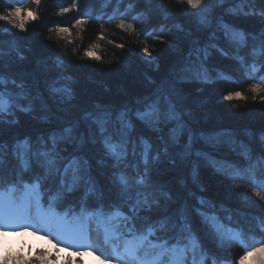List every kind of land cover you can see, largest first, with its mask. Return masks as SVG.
I'll use <instances>...</instances> for the list:
<instances>
[{"label":"trees","instance_id":"obj_1","mask_svg":"<svg viewBox=\"0 0 264 264\" xmlns=\"http://www.w3.org/2000/svg\"><path fill=\"white\" fill-rule=\"evenodd\" d=\"M21 2L0 0V13L20 6ZM77 4L79 11L74 9L61 14L60 7H70L71 0H41L36 8L38 19L29 21L26 31L0 21V52L3 53L0 56V72L9 81L16 82L7 84L9 95L5 100H15L12 93L20 92L17 85L23 84L25 90L33 96L37 92L41 93L49 109L42 111L39 102L31 104L32 110L29 112L10 106L9 110L14 113L12 115L15 119H0V145L9 148L5 163L0 165V189L11 190L17 200L22 195L21 191L16 190L15 182L17 170L22 171V167L12 153L13 145L18 142L23 144L28 139L34 143L38 136L47 137L53 130L70 126L85 112L95 111L97 106L117 112L125 105L138 106L136 101L153 97L158 92L167 93L176 105L183 127L178 128L176 120L160 125L163 135L170 140L174 136L175 143L169 147L168 155L161 152L151 173L152 179L164 185L173 200L183 201L190 193H195L196 196L215 202L217 219L209 220L208 230L200 229L201 240L207 250L219 258H226L225 264H239V257L245 251L259 247L264 242V200L253 191L254 178L264 175V162L257 159L259 155H264V145L260 140L261 134H264V103L259 98L253 101L249 91L250 84L264 78V49L260 48L259 39H252L253 35L259 37L264 30V19L259 15L241 14V8L244 11L251 8L264 9V0L248 3L226 0L223 5H215L210 10L213 17H222L225 23L242 31L245 40L236 43L226 38L223 32L217 33L215 42L228 56H221L215 49H210L212 54L207 66L221 70L223 75L217 77V73L212 71L211 76L216 82L209 84L194 78L199 63L195 55L189 59L188 54L197 43L202 48L209 42L210 30L200 23L203 16L189 12L186 0H77ZM229 9H234L235 14ZM165 13L167 19L164 18ZM80 16L85 18V23L74 27L75 18ZM121 18L125 19L126 24H132L136 31L120 29L118 25ZM57 26L70 28L71 35L58 33ZM161 26L164 30L163 42L154 39L151 33L153 28L159 31ZM142 28L149 30L147 40L140 35ZM101 35L103 39H100ZM144 43H147L152 55L156 57L155 65L141 58L139 50ZM120 44L124 45L123 49L117 46ZM94 46L97 54L102 57L100 61L84 56V51ZM253 49L257 50L256 55ZM57 57L64 61L60 69L53 67ZM237 57L243 59V67ZM185 67L187 71L183 75L188 79H176V71ZM56 71L70 77L65 82L70 88V94H57L53 99L49 96L48 82ZM229 91H241L248 99L226 101L223 96ZM18 103L21 107L30 106L28 100H19ZM45 116L48 121L42 119ZM133 122L138 131L152 137L153 143L160 146V141L155 139L158 133L151 132L138 120ZM173 129H177L175 134H172ZM80 130L86 131L82 120ZM190 135L191 155H185ZM209 137L214 139L211 144H206L205 138ZM59 147H66V151L61 152L63 156L73 152L70 145ZM20 150L17 148V151ZM198 151L209 153V159L197 157ZM245 151L250 153V157L244 155ZM76 155L89 158L98 185L106 187L112 161L104 157L101 147L86 145ZM100 160L104 163H98ZM193 167L198 171L195 180ZM134 171L128 169L130 174ZM22 174L23 183L32 180L30 173L23 171ZM67 179L71 180V173ZM58 181V176L49 181L48 188L52 190V195L56 193ZM201 186L203 192L200 191ZM257 190L264 196V185ZM83 195V188L66 193L55 201L54 210L63 215L65 209L73 206L79 212V199ZM110 202L111 198L106 196V207L103 209L106 215L116 211L114 208L109 210L107 205ZM87 203L88 211L83 215L89 217V213L95 214L99 206L96 198L91 195ZM188 203L191 205L198 201L189 199ZM221 205L223 208H220ZM176 206L170 204L168 212L171 213ZM119 211L122 215L116 217L114 223L132 214L127 204L120 207ZM139 215L149 216L151 220L163 219L162 211H141ZM80 221L86 223L87 219ZM137 228L143 229L137 235L148 234V225L143 221L137 224ZM218 234L228 238L227 243L221 245L217 239ZM233 234L237 238L231 239ZM167 237V225L164 229L157 225L149 236L156 243ZM188 243V240H184L177 245L175 241H170L168 247H180ZM36 257L38 255L26 258L33 260Z\"/></svg>","mask_w":264,"mask_h":264},{"label":"snow or ice","instance_id":"obj_2","mask_svg":"<svg viewBox=\"0 0 264 264\" xmlns=\"http://www.w3.org/2000/svg\"><path fill=\"white\" fill-rule=\"evenodd\" d=\"M38 6L41 0H33ZM151 2V0H149ZM184 2V0H181ZM243 3L254 2V0H242ZM217 5H223L225 0H216ZM186 4L192 9H200L207 6L206 0H186ZM76 9L79 11L77 0H71L70 7H60V13H69ZM230 12L235 14L234 9H229ZM241 14L245 16L259 15L264 19V9L251 8L244 11L241 8ZM167 19V14H164ZM38 19V14L32 9H22L20 6L6 9L5 12L0 13V21L6 22L8 25L26 31V24L29 21ZM85 23V18L80 16L75 18L74 27L82 26ZM200 23L210 30L209 42L202 48L197 45L189 51V59L195 55L199 63V70L195 73V79L204 84L216 82L211 72L215 71L217 77L223 75L219 69H210L207 66L208 58L211 56L210 49H215L221 56L227 57L228 53L220 48L215 42L218 32H223L226 38L236 43H242L245 40V34L236 29L234 26L225 23L222 17H213L211 13L201 17ZM118 27L125 31H133L136 29L130 23H125V19L121 18ZM58 33H67L71 35V30L68 27L57 26ZM163 27L151 30L154 39L163 42ZM140 35L144 36L145 40L148 39L149 30L140 29ZM103 35L100 39H103ZM253 40L259 39L260 48L264 49V30L259 34V37L253 35ZM71 42V41H70ZM124 48L123 44L117 45ZM129 51H132L129 49ZM141 58L148 63L156 60L152 55L147 43L139 50ZM75 52V49H73ZM202 54V55H201ZM253 54H257V50L253 49ZM3 53L0 52V56ZM84 56L96 61H100L102 57L97 54L96 47L86 49ZM23 58V57H21ZM241 61L243 67V59L237 57ZM64 61L57 57L53 67L56 69L62 68ZM158 66V65H157ZM256 70L255 68L253 69ZM187 71V67L181 68L176 71L175 77L180 81L187 80L188 77L183 75ZM254 78V77H253ZM70 77L64 75L61 71H56L48 82V91L50 98H55L57 94L68 93L70 88L66 81ZM11 82L15 84V80L9 81L7 77L0 72V119H3V114L7 112L9 115L12 113L9 108L14 106L19 108L20 111L29 112L32 110L31 104L39 102L42 111H49L43 95L37 92L32 95L30 91H26L23 84L17 85L21 89L18 93H12L15 100H5L9 95L7 84ZM249 91L252 93L251 99L256 101L258 98L261 103H264V78L258 82L249 85ZM223 99L226 101L233 100H247L248 97L241 91H229ZM19 100H28L29 107H21L18 103ZM138 106L125 105L117 112H113L106 108L97 106L95 111L85 112L82 117L71 123L70 126L58 128L49 132L47 137L40 135L34 143L28 139L19 142L12 147L13 155L19 160L20 169L17 170V189L22 192L18 200L12 199L7 193H0V238L6 237L10 234H15L23 237L25 233H30L37 236L41 240H46L51 244L53 249L59 251L58 245L64 243L66 245L80 244L87 242L89 237V230L85 224H81L79 228L70 227L73 221L80 219H87L83 214L88 211V198L89 195L94 196L97 200L99 210L96 211L95 216L98 222L104 227V240L105 243L118 242L123 240L124 252L118 253L119 259L116 264H155V261L147 259L149 255H154L156 260L160 257L176 256L175 264H184V254L186 248H177L175 246L168 247L170 241H175L178 245L184 240H188L193 248L199 242L202 256L211 261V264H225L226 258H219L215 253L207 250L201 240V231L208 230L209 220H216L215 210L217 205L215 202L208 200L203 196H196L195 193H190L183 201L173 200L167 191L164 189L159 181L153 180L151 173L155 168L156 162L159 161L161 152L168 155L169 147L175 143V138L170 140L165 137L160 127L161 124L167 123L170 120H176L178 128H182L180 123V116L177 114L176 105L169 99L167 93H156L153 97L136 101ZM42 119L48 121L45 116ZM81 120L86 125V131L80 130ZM134 120L142 122L148 130L153 133H158L155 137L160 141V146L153 143L150 136H146L143 132L137 130ZM177 129L172 130L175 134ZM170 134V136L172 135ZM214 138H205L206 144H211ZM262 145H264V134L260 137ZM60 145L72 146L73 152L69 156L61 155L65 148H60ZM86 145H99L104 153V157L112 161L111 174L109 176V183L105 186H99L97 180L93 176V170L89 158L84 155H76L77 152H82ZM192 136H189L188 144L185 146L184 154L191 155ZM17 148L22 150L17 151ZM9 148L7 145H0V165L5 163L8 156ZM197 157L209 159L210 154L207 152H197ZM244 155L250 157V153L245 151ZM131 157V160H129ZM258 160L264 162V155H259ZM173 163L175 161H172ZM98 163L103 164L104 161L100 160ZM63 165V168H61ZM134 169V173H129L128 169ZM23 171L31 174L32 180L29 183H23ZM71 173V180L67 178ZM193 179L198 176V171L193 167ZM58 176L59 181L56 188L55 195H52V190L48 188L49 181L52 177ZM253 191L256 196H261L260 188L264 185V175L253 180ZM22 185V187H21ZM2 186V185H0ZM83 188L84 195L79 199V212L76 207L69 206L65 209L63 215L54 210V203L66 193H72L77 189ZM107 188V190H106ZM45 189H47V199H45ZM200 191L204 189L201 186ZM110 197L111 202L107 205L109 210L116 209L114 214L106 215L103 209L106 207L104 204L105 197ZM195 199L198 201L196 204L189 205L188 200ZM127 204L132 209L130 216L124 217L120 223H114L116 217L121 216L122 213L119 208ZM170 204L177 206L171 213L168 212ZM47 205V209L45 206ZM35 206L37 210V218L34 221L32 215V208ZM223 208V205L220 206ZM153 210L162 211L163 219L151 220L149 216L141 217V211L151 212ZM91 215V213H89ZM71 216V220L69 217ZM230 218V217H229ZM143 221L148 225V234L137 235V232H143V229H138L137 224ZM37 225L45 229L44 234L37 230ZM131 225V226H129ZM159 225L164 229L167 225L168 237L163 238L158 243H153L149 236L153 234V229ZM264 226V222H262ZM127 235H131L132 239H125ZM55 238L56 243H53ZM231 239L237 238L233 234ZM217 239L221 245L227 243L228 238L223 234H218ZM4 244L7 241L3 242ZM3 244H0V248ZM117 251V248L113 249ZM64 251L69 253V256H82L84 252L90 249H77L75 252L70 251L69 247H65ZM143 252V257L140 253ZM50 253L47 249L43 250L41 254L33 260H28L23 255L19 256H0V261L3 264H52L49 259ZM43 257V259H41ZM249 257H255L258 264H264V242L260 243L259 247H252L250 251H245L239 257V264H245ZM86 264L90 261L89 256H84ZM96 259L101 260V264H113V257L111 256H96ZM203 264V260L201 262Z\"/></svg>","mask_w":264,"mask_h":264},{"label":"rangeland","instance_id":"obj_3","mask_svg":"<svg viewBox=\"0 0 264 264\" xmlns=\"http://www.w3.org/2000/svg\"><path fill=\"white\" fill-rule=\"evenodd\" d=\"M206 4L207 6L203 8V11H201L200 9H192L190 6H188V10L195 16H206L209 14L212 7L217 5V3L216 0H206ZM20 7L25 10L32 9L34 12H36L37 5L33 2V0H22ZM151 64L155 65L156 62L153 61ZM3 117L10 120L15 119L13 115H9L7 112L3 114ZM0 193H7L12 197V199L17 200L11 190L7 191L5 189H0ZM32 215L35 221V219L37 218V210L35 206H33L32 208ZM69 219L71 220V217H69ZM120 222L121 221L115 223ZM81 224H85L89 230L90 239L85 243L72 244L70 246L61 243L58 245L60 250L56 251L55 249H53L51 244L47 243L46 240H41L37 236H33L30 233H25L23 237L15 234H10L6 237L0 238V244H3V247L0 248V256H39L43 250L47 249L51 254L49 259L52 260L53 264H86L84 256H89L91 258L88 264H101V260L96 259V256H111L113 257V264H116L117 260L119 259L118 253L122 254L124 252L123 240H120L118 242L105 243L104 227L98 222L94 213L87 218L86 223L81 222L80 220H76L70 224V227L79 228ZM37 230L41 234H44V232L46 231L45 229L40 228L39 225H37ZM49 238L53 239V243H56L55 238H53L52 236H50ZM125 239L130 240L132 239V236L127 235ZM149 239L153 243H156L153 239ZM4 241H7V243L4 244ZM65 247H69L70 251L72 252H75L77 249H90V251L84 252V254L79 257L69 256V253L64 251ZM175 247L187 249L184 254V264H201L202 260L203 264H211L209 259L202 256V252L200 247L198 246V243L195 248H193L191 243L185 244L180 247ZM114 248H117V251H114ZM140 255L141 257H143V252H141ZM147 259L155 261V264H175L177 257L169 254L168 256L160 257L159 260H156V257L154 255H149ZM226 264L230 263L227 262ZM245 264H258V262L255 257H249Z\"/></svg>","mask_w":264,"mask_h":264},{"label":"clouds","instance_id":"obj_4","mask_svg":"<svg viewBox=\"0 0 264 264\" xmlns=\"http://www.w3.org/2000/svg\"><path fill=\"white\" fill-rule=\"evenodd\" d=\"M41 259H43V257H41ZM52 264H53V262H52Z\"/></svg>","mask_w":264,"mask_h":264}]
</instances>
